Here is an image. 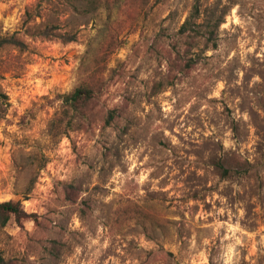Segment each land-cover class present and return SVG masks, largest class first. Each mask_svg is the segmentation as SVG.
Listing matches in <instances>:
<instances>
[{"label":"rangeland","instance_id":"obj_1","mask_svg":"<svg viewBox=\"0 0 264 264\" xmlns=\"http://www.w3.org/2000/svg\"><path fill=\"white\" fill-rule=\"evenodd\" d=\"M122 3L86 13L83 0H0V36L26 46L0 50V203L34 216L0 228V254L13 264H264V0ZM195 7L198 22L211 12L223 22L216 48L198 37L184 69L178 30ZM94 58L105 82L91 124L54 142L58 96ZM114 108L121 117L105 127ZM226 157L238 173L224 177Z\"/></svg>","mask_w":264,"mask_h":264},{"label":"trees","instance_id":"obj_2","mask_svg":"<svg viewBox=\"0 0 264 264\" xmlns=\"http://www.w3.org/2000/svg\"><path fill=\"white\" fill-rule=\"evenodd\" d=\"M71 1V0H64ZM125 0H83L84 4L82 9L88 13L96 9L102 8H112L121 7ZM151 0H138L139 8L143 9L148 5ZM122 3V4H121ZM119 9V8H118ZM200 12L195 7L192 13L186 18L184 23L180 26L178 30L179 43L176 44L177 56L184 60V69H189L195 64V60L191 57H185L191 49V45L197 42L198 37H204L206 43H211L213 49L216 48V43L214 40V33L216 28L223 22L221 16L214 17V13L211 12L208 17L202 22H198L200 19ZM40 35L44 38L54 35V32L50 28L41 30ZM65 42H72L75 40L74 35L66 34L63 36ZM185 48L181 47V42ZM25 43L16 34L8 36H0V50L5 48H13L20 52L25 50ZM186 59V60H185ZM102 61L100 59L94 58L85 67L82 66L80 76V83L72 89L69 93L58 96L59 109L51 118L47 124V135L49 138L57 142L60 138L68 136L70 132L81 131L84 127L91 124L92 119V106L93 103L98 100L99 95L102 92V87L104 85V68L101 66ZM181 69L182 71H185ZM7 104V97L4 94H0V110L5 112L4 105ZM121 117V112L119 109L114 108L108 110L106 117L104 119V126L111 127L114 124L115 119ZM233 159L224 158V160L217 162V170L224 177L230 174V171H234L232 167ZM223 164H226L228 168H224ZM44 164L39 168L43 169ZM234 172H237L235 169ZM238 173V172H237ZM36 176L30 182V185L25 190V194H29L33 189V183L36 180ZM71 187V186H70ZM34 216L27 214L20 202H1L0 203V228H4L11 220L16 223H20L23 219L32 218ZM147 219L155 220L151 216ZM157 221V220H155ZM0 264H13L10 260L5 259L0 254Z\"/></svg>","mask_w":264,"mask_h":264}]
</instances>
